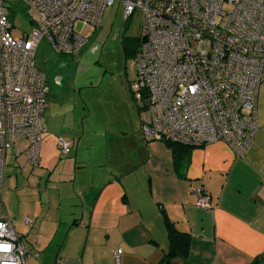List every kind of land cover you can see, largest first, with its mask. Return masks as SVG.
Wrapping results in <instances>:
<instances>
[{
    "label": "crops",
    "instance_id": "1",
    "mask_svg": "<svg viewBox=\"0 0 264 264\" xmlns=\"http://www.w3.org/2000/svg\"><path fill=\"white\" fill-rule=\"evenodd\" d=\"M58 88L48 87L38 167L21 144L5 156L0 219L20 237L23 264H114L116 248L119 264H264V105L257 101L258 129L243 159L218 142L193 148L177 171L165 143L143 137L129 99V125L115 142L76 146ZM58 139L71 143L64 159ZM197 187L208 208L196 205ZM166 219L190 236L186 257L167 255Z\"/></svg>",
    "mask_w": 264,
    "mask_h": 264
},
{
    "label": "built area",
    "instance_id": "2",
    "mask_svg": "<svg viewBox=\"0 0 264 264\" xmlns=\"http://www.w3.org/2000/svg\"><path fill=\"white\" fill-rule=\"evenodd\" d=\"M31 30L11 34L0 0V197L5 156L23 145L25 162L39 165L48 86L35 64L42 40L73 55L115 0H17ZM126 21L141 14L136 79L129 89L144 138L191 147L225 143L243 159L257 132V97L264 82V0H119ZM66 156L71 143L58 139ZM196 205L208 208L202 187ZM24 223L30 225L31 219ZM81 226H84L81 224ZM9 249L4 251L3 249ZM26 249L8 218L0 219V264H23ZM122 249L112 252L119 264Z\"/></svg>",
    "mask_w": 264,
    "mask_h": 264
},
{
    "label": "rangeland",
    "instance_id": "3",
    "mask_svg": "<svg viewBox=\"0 0 264 264\" xmlns=\"http://www.w3.org/2000/svg\"><path fill=\"white\" fill-rule=\"evenodd\" d=\"M3 1L9 10L12 36L16 39L26 36L32 27L25 10L17 0ZM76 31L86 38L83 48L73 55H59L51 50L46 40H42L36 51L35 64L50 89L60 87L61 101L70 111L69 117L73 118L78 133L76 146L79 142L85 148L98 144L105 146L108 140L115 142L129 125L128 99L134 102L129 87L136 79L135 57L140 45L141 14L136 11L125 21L119 0H115L104 10L97 28L78 25ZM128 36L138 40L136 52L123 56L120 43ZM47 98L48 103L49 94ZM257 101L259 106L264 105V82L259 86ZM83 133L84 138H81ZM98 133H105L107 137L95 139L94 135ZM59 158H63L60 153Z\"/></svg>",
    "mask_w": 264,
    "mask_h": 264
},
{
    "label": "trees",
    "instance_id": "4",
    "mask_svg": "<svg viewBox=\"0 0 264 264\" xmlns=\"http://www.w3.org/2000/svg\"><path fill=\"white\" fill-rule=\"evenodd\" d=\"M134 42L135 44H137L138 40L134 38ZM135 52H136V49L135 51H133L132 54H134ZM163 143H165V145L169 148V150L172 153L175 169L178 171L184 168L186 161H187L188 154L194 147L180 145V144L167 142V141H163ZM165 227L167 230V238L169 242V245H168L169 249H168L167 255L178 254L181 257H186L188 253V249H189V244H190V236L186 233L178 232L174 228L173 224L169 222L167 219L165 220Z\"/></svg>",
    "mask_w": 264,
    "mask_h": 264
},
{
    "label": "flooded vegetation",
    "instance_id": "5",
    "mask_svg": "<svg viewBox=\"0 0 264 264\" xmlns=\"http://www.w3.org/2000/svg\"><path fill=\"white\" fill-rule=\"evenodd\" d=\"M117 34L118 32L114 34V37L117 36ZM120 47H121L123 56L131 55L133 51H135L136 49L134 38L128 36L125 38V40L122 39L120 43Z\"/></svg>",
    "mask_w": 264,
    "mask_h": 264
},
{
    "label": "clouds",
    "instance_id": "6",
    "mask_svg": "<svg viewBox=\"0 0 264 264\" xmlns=\"http://www.w3.org/2000/svg\"><path fill=\"white\" fill-rule=\"evenodd\" d=\"M4 23V21L3 20H0V24H3ZM4 251H7V250H9V249H7V248H5V249H3Z\"/></svg>",
    "mask_w": 264,
    "mask_h": 264
}]
</instances>
